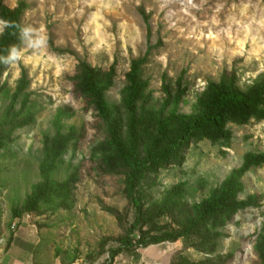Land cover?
I'll use <instances>...</instances> for the list:
<instances>
[{"label":"rangeland","instance_id":"1","mask_svg":"<svg viewBox=\"0 0 264 264\" xmlns=\"http://www.w3.org/2000/svg\"><path fill=\"white\" fill-rule=\"evenodd\" d=\"M3 2L26 10L0 74V248L31 264H264V121L227 122L140 174L138 210L118 159L176 142L180 119L202 114L224 73L256 96L264 0ZM138 61L131 117L126 77ZM83 64L99 86L112 73L99 101Z\"/></svg>","mask_w":264,"mask_h":264},{"label":"trees","instance_id":"2","mask_svg":"<svg viewBox=\"0 0 264 264\" xmlns=\"http://www.w3.org/2000/svg\"><path fill=\"white\" fill-rule=\"evenodd\" d=\"M25 10L26 5L23 2L18 3L15 9H10L4 5L3 0H0V20L5 25L0 36V74L6 66V54L16 51L22 42L24 27L21 25V17ZM142 63L144 62H133L126 77L129 85V97L126 102V109L129 111L131 117L133 116V102L138 95L136 78ZM81 68L86 88L93 97L98 101L101 100L103 94L111 85L112 73H108L105 76L104 86H99L96 83V78L100 74L96 70L89 68L86 64H83ZM234 81V73H224L212 99L203 105L202 114L194 118H181L180 121L183 124V128L177 141L169 145L158 156L148 160L133 159L131 150L118 155V159L128 174L126 194L134 208L138 210V200L134 195V191L139 175L156 171L160 166L171 160L192 139L199 136L209 139V137L214 135H221L227 122L245 125L251 120L264 121V108L262 107L264 85L256 92L255 97H251L236 90L234 88ZM130 145H133L132 137L130 138ZM246 170L247 167L242 168L225 183L219 198L214 202V207L219 208L221 203L231 198L229 190H231L234 183L238 181Z\"/></svg>","mask_w":264,"mask_h":264},{"label":"crops","instance_id":"3","mask_svg":"<svg viewBox=\"0 0 264 264\" xmlns=\"http://www.w3.org/2000/svg\"><path fill=\"white\" fill-rule=\"evenodd\" d=\"M0 264H31L24 259L16 250L5 251L0 248Z\"/></svg>","mask_w":264,"mask_h":264}]
</instances>
